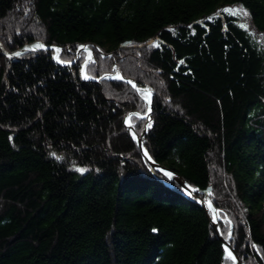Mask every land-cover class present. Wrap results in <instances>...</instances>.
Masks as SVG:
<instances>
[{"label":"trees","instance_id":"16d2710c","mask_svg":"<svg viewBox=\"0 0 264 264\" xmlns=\"http://www.w3.org/2000/svg\"><path fill=\"white\" fill-rule=\"evenodd\" d=\"M0 41L57 46L62 63L84 45L87 77L119 69L151 88L149 157L211 187L222 237L264 264V0H0ZM51 54L0 56V264H234L125 130L127 113H146L142 92L83 81L85 51L72 68ZM149 123L132 117L137 134Z\"/></svg>","mask_w":264,"mask_h":264},{"label":"water","instance_id":"95a60500","mask_svg":"<svg viewBox=\"0 0 264 264\" xmlns=\"http://www.w3.org/2000/svg\"><path fill=\"white\" fill-rule=\"evenodd\" d=\"M154 39H151L149 40L148 42H146L145 44H139V45H131L130 47H127V45L123 44L120 46V49H125V48H144L148 45H150L152 42H153ZM36 45H43L44 47L43 48H36L35 46ZM35 48V50H33ZM56 49H60L59 47L57 46H46L44 44H42L41 42H34L32 44H27V45H24L22 48L18 49V50H15V51H11V52H7L4 50V48L1 46L0 44V56H3L5 57V59L11 63L13 62V60L17 57V56H20V55H23L25 53H29V52H36V51H52V54H51V59L53 61V63L57 66H60V67H65V68H71L73 65L76 64V62L78 61V54L81 50H87L88 51V56L86 57L85 61L81 64V67H80V75H81V78L83 81H91V82H95V83H98L101 79L107 77V75H103L102 77L100 78H96V79H91V78H85V74H84V70H85V67L87 65V63L91 60L92 58V50L89 49L87 46H84V45H80L78 46L77 50H76V56H75V59L72 61V62H64V63H60L59 61H57V54L58 52L56 51ZM16 53H20V55H15ZM89 56H90V59H89ZM115 78L126 83V84H129L133 89L137 90V89H140L142 91H148V89L146 88H138L137 85L135 83H129L130 80L128 79H125L121 72L117 71L116 74H115ZM113 79V78H112ZM133 85H135V87H133ZM153 95L154 93L151 91V104L149 105L148 104V115L147 117H150L151 114H152V99H153ZM149 107H150V111H149ZM130 114L127 115V119H128V116ZM127 119L126 121L124 122V125L126 126V128L129 130L130 134H131V137H132V140L133 142H135L136 146L138 147V149L140 150L142 156H144L148 161H149V164L151 166L152 169H155V170H160V172L164 173V175L173 180L175 183H177L180 187H182V189L184 190L185 192V197H187L188 199L190 200H193V201H196L199 206L201 207V209L204 211L208 221H209V224L211 226V228L213 229L214 231V234L216 236V238L221 242L222 246L228 250V253L231 252L232 253V259L234 261L235 264H242L241 261L238 259L236 253L234 252V249L233 247H231L221 236L220 234V231H219V228H218V221H219V212L217 211V209L211 204V201L208 199L209 198V193L211 191V187H208L206 190L204 191H199V190H196V189H192L190 187L187 186V184L185 183V181L177 174H174L172 172H170L169 170H167L166 168H164L163 166H160L156 163H154L153 161H151L147 156H145V151H144V148H143V144H142V138L141 137H138L132 127V125L130 124V122H127ZM167 174H170L171 175V178L169 177V175ZM203 194L206 198L207 201H204V200H199L198 198H195L194 195H197V194ZM209 212L211 213L212 215V218L209 216Z\"/></svg>","mask_w":264,"mask_h":264},{"label":"rangeland","instance_id":"374dc122","mask_svg":"<svg viewBox=\"0 0 264 264\" xmlns=\"http://www.w3.org/2000/svg\"><path fill=\"white\" fill-rule=\"evenodd\" d=\"M226 9H233V10H238V9H242L241 7H238V6H231V7H226ZM228 13H230V14H232L231 12H228ZM233 16H235L237 19H238V21L242 24V25H245L246 27H251V23H250V20H249V17L248 16H243V15H240V14H232ZM36 42H38V41H36ZM0 44H1V46L3 47V44L1 43V41H0ZM43 44V43H42ZM45 45V44H44ZM131 45H127V47H130ZM4 48V47H3ZM90 49V48H89ZM125 49H131V48H125ZM124 49V50H125ZM4 50L5 51H7L5 48H4ZM92 50V49H91ZM81 51H85L86 52V57L88 56V51L87 50H81ZM7 52H11V51H7ZM38 52V51H37ZM80 53V52H79ZM21 56V55H20ZM20 56H17L15 59H17V58H19ZM86 57H85V59H86ZM92 57H93V55H92ZM5 58V57H4ZM14 59V60H15ZM78 59H79V54H78ZM85 59H84V61H85ZM91 60H92V58H91ZM83 61V62H84ZM72 62V61H71ZM78 62V61H77ZM76 62V63H77ZM82 62V63H83ZM60 63H62V62H60ZM64 63V62H63ZM66 63V62H65ZM74 66V65H73ZM72 66V67H73ZM71 67V68H72ZM86 68V67H85ZM85 71V70H84ZM117 71H119V72H121L119 69H116L115 70V73L114 74H112V75H108V74H106L107 75V77H105V78H110V79H115V80H118V79H116L115 78V74H116V72ZM121 74H122V72H121ZM86 76V75H85ZM103 76V75H102ZM102 76H100V77H102ZM122 76H123V74H122ZM99 77V78H100ZM124 77V76H123ZM125 78V77H124ZM96 79V78H95ZM125 79H128V78H125ZM102 80V79H101ZM128 80H130V79H128ZM118 81H120V80H118ZM131 82H133V83H135L136 85H137V83L135 82V81H133V80H130ZM100 82V81H99ZM120 82H122V81H120ZM122 83H124V82H122ZM124 84H126V83H124ZM126 85H129V84H126ZM130 86V85H129ZM137 87L138 88H146V89H148V90H150V91H152L153 92V90L151 89V88H149V87H147V86H144V87H142V86H138L137 85ZM133 89V88H132ZM134 91H137V92H142V93H145L146 91H142V90H140V91H138V90H135V89H133ZM154 93V92H153ZM153 97H154V95H153ZM142 100L148 105V103L146 102V100L143 98V96H142ZM152 107H153V99H152ZM134 113H137V112H129V113H127L126 114V116L124 117V119H123V125H124V122L126 121V119H127V115L128 114H134ZM139 114V113H138ZM147 115H148V108H147V110H146V113L144 114V115H133L132 117H138V118H140V119H142V120H145V121H147V122H150V123H152V114H151V116L150 117H147ZM129 117V116H128ZM127 121H128V119H127ZM130 124L132 125V127H133V129H134V126H133V124H132V119H131V121H130ZM124 127H125V130H127L128 131V133H129V135H130V137H131V134H130V132H129V130L126 128V126L124 125ZM149 127H147V124L146 125H144V128H143V130H142V132L140 133V134H137L136 133V131H135V129H134V131H135V133H136V135L138 136V137H141L142 138V144H143V140H144V135H145V132H146V130L148 129ZM131 139H132V137H131ZM133 141V140H132ZM135 143V142H134ZM136 145V144H135ZM137 147V146H136ZM143 148H144V151H146L145 150V147H144V144H143ZM137 149H138V147H137ZM139 150V149H138ZM139 152H140V150H139ZM147 152V151H146ZM140 154H141V152H140ZM141 157H142V160L143 161H145L147 164H148V166H149V170L151 171V172H153V171H157V172H159V173H162V172H160V170H155V169H152L151 168V166H150V164H149V161L144 157V156H142V154H141ZM147 157L151 160V161H153L150 157H149V155H148V153H147ZM155 163V162H154ZM163 175H164V173H162ZM165 176V175H164ZM166 177V176H165ZM169 179V178H168ZM171 180V179H170ZM184 194V196H185V193H183ZM198 195V194H197ZM197 195H194V197L195 198H198L199 200H204V201H207L206 200V198H205V196L202 194V197H203V199H200L199 197H197ZM211 196H212V189H211V191H210V193H209V200L211 201V204L213 205V203H212V200H211ZM196 202V201H195ZM197 203V202H196ZM198 204V203H197ZM214 206V205H213ZM215 207V206H214ZM217 211L219 212V210L217 209ZM209 216L212 218V215H211V213L209 212ZM221 219H220V212H219V221H220ZM219 221H218V228H219ZM219 231H220V228H219ZM220 234H221V231H220ZM229 236H230V233L228 234ZM221 236H222V234H221ZM223 238V237H222ZM224 239V238H223ZM225 240V239H224ZM226 241V240H225ZM227 242V241H226ZM231 247H233L229 242H227ZM221 246H222V244H221ZM222 248L224 249V251H225V253H226V255L228 256V250L227 249H225L223 246H222ZM233 249H234V247H233ZM234 252H235V250H234ZM236 253V252H235ZM236 255H237V253H236ZM229 257V256H228ZM237 257H238V255H237ZM230 259L233 261V259L230 257ZM238 259L241 261V263L243 264V261L238 257ZM233 263H234V261H233ZM235 264V263H234Z\"/></svg>","mask_w":264,"mask_h":264},{"label":"snow or ice","instance_id":"6c2138e0","mask_svg":"<svg viewBox=\"0 0 264 264\" xmlns=\"http://www.w3.org/2000/svg\"><path fill=\"white\" fill-rule=\"evenodd\" d=\"M224 11H225V12H231L232 14H240V15H243V16H245V17L248 16V15H250L246 10H243V9H238V10L224 9ZM156 46H158V45H156ZM35 47H36V48H43L44 46H43V45H36ZM33 50H35V48H34ZM56 51L59 52L60 50H59V49H56ZM15 55H20V53H16ZM89 59H90V56H89ZM181 63H183V62L181 61ZM85 78L87 79V78H89V77L85 76ZM129 83L131 84L132 82L129 81ZM133 87H135V85H133ZM137 90L140 91V89H137ZM142 96H143V98L146 100V102L150 105V104H151V91L148 90L147 92L142 93ZM150 110H151V109H150V107H149V111H150ZM133 115H139V114H138V113L130 114L129 117H128V121H127V122H130V121H131ZM147 127L150 128V127H151V123H149V124L147 125ZM144 154H145V156H147V152H146V151H145ZM77 170H78V171H81V172L85 171V169H77ZM167 175H169V177L171 178V175H170V174H167ZM153 231H155V229H154ZM228 256H229V257H232V253L229 252V253H228ZM233 259H234V257H233Z\"/></svg>","mask_w":264,"mask_h":264}]
</instances>
